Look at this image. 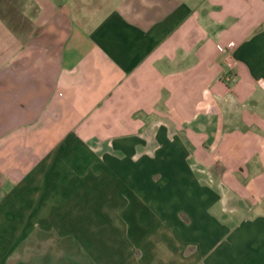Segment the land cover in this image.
I'll return each instance as SVG.
<instances>
[{"label": "crops", "instance_id": "0c3cea01", "mask_svg": "<svg viewBox=\"0 0 264 264\" xmlns=\"http://www.w3.org/2000/svg\"><path fill=\"white\" fill-rule=\"evenodd\" d=\"M0 264H264V0H0Z\"/></svg>", "mask_w": 264, "mask_h": 264}, {"label": "built area", "instance_id": "2783aa9c", "mask_svg": "<svg viewBox=\"0 0 264 264\" xmlns=\"http://www.w3.org/2000/svg\"><path fill=\"white\" fill-rule=\"evenodd\" d=\"M235 47V43L233 41H230L228 42L226 45H225V49L227 50H232L234 49ZM224 81L228 84H234L237 82V75L236 74H233V73H226L224 75Z\"/></svg>", "mask_w": 264, "mask_h": 264}]
</instances>
